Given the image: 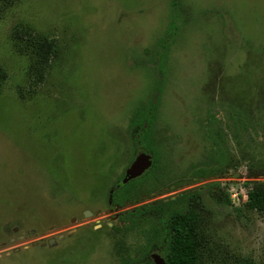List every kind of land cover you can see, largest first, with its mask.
Returning a JSON list of instances; mask_svg holds the SVG:
<instances>
[{"label": "rangeland", "instance_id": "obj_1", "mask_svg": "<svg viewBox=\"0 0 264 264\" xmlns=\"http://www.w3.org/2000/svg\"><path fill=\"white\" fill-rule=\"evenodd\" d=\"M0 70V264L164 262L187 191L197 264H264V0H0Z\"/></svg>", "mask_w": 264, "mask_h": 264}, {"label": "trees", "instance_id": "obj_2", "mask_svg": "<svg viewBox=\"0 0 264 264\" xmlns=\"http://www.w3.org/2000/svg\"><path fill=\"white\" fill-rule=\"evenodd\" d=\"M171 5H174V0H171ZM175 28L173 23L169 24L168 33H171ZM0 77L2 71L0 70ZM156 105L153 101L146 106L137 110L134 119L131 123V142L136 148L150 157V167L143 175L148 174L154 176L156 174V166L159 162L158 155L152 150L148 142L151 123L154 117ZM219 171V166L212 170V174ZM189 179L192 180V177ZM192 181H186L184 184H189ZM127 185V184H126ZM126 185L121 182L115 184L114 190H123L124 193ZM197 195L190 192H185L182 196L184 203L183 212L173 213L167 222L162 223L163 227L160 229L161 237L166 233L169 236V249L164 257L165 264H197L198 243L195 235L196 222V200ZM242 207L246 210H252L259 213L264 212V182L255 183L253 187L245 195V201Z\"/></svg>", "mask_w": 264, "mask_h": 264}, {"label": "water", "instance_id": "obj_3", "mask_svg": "<svg viewBox=\"0 0 264 264\" xmlns=\"http://www.w3.org/2000/svg\"><path fill=\"white\" fill-rule=\"evenodd\" d=\"M148 165H150V162L148 161V155L142 153L133 161V163L127 170L125 176L123 177L122 183H125L126 181L140 175L148 167ZM89 214L90 213L88 211L83 212L84 217L88 216ZM62 237H63L62 235H58L56 239L60 240ZM53 243H54L53 239L47 240V245H51ZM157 264H165V263L160 262Z\"/></svg>", "mask_w": 264, "mask_h": 264}]
</instances>
